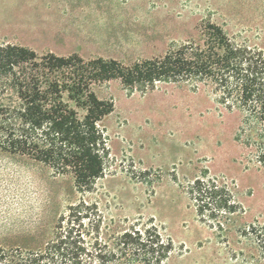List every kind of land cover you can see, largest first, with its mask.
I'll list each match as a JSON object with an SVG mask.
<instances>
[{"label": "rangeland", "instance_id": "rangeland-1", "mask_svg": "<svg viewBox=\"0 0 264 264\" xmlns=\"http://www.w3.org/2000/svg\"><path fill=\"white\" fill-rule=\"evenodd\" d=\"M206 21L264 48V0H0V45L130 64L196 38ZM96 93L114 105L101 123L106 175L89 196L104 216L153 218L175 246L165 264H264L254 237L243 235L249 225L264 226V168L234 140L241 114L219 105L209 89L186 85L127 96L110 81ZM204 172L242 208L222 231L199 222L185 192ZM75 199L69 176L0 153V244L46 240Z\"/></svg>", "mask_w": 264, "mask_h": 264}, {"label": "trees", "instance_id": "trees-1", "mask_svg": "<svg viewBox=\"0 0 264 264\" xmlns=\"http://www.w3.org/2000/svg\"><path fill=\"white\" fill-rule=\"evenodd\" d=\"M110 81H119L127 96L159 84L209 89L219 105L241 114L234 140L264 168V48L229 35L222 25L203 22L196 38L130 64L0 45V153L69 176L76 195L46 240L25 247L0 244V264H165L175 251L153 218H107L89 197L106 175L110 154L101 123L114 105L96 93ZM185 192L199 222L218 231L242 212L231 191L207 172ZM243 235L254 237L264 259V226L249 225Z\"/></svg>", "mask_w": 264, "mask_h": 264}, {"label": "crops", "instance_id": "crops-1", "mask_svg": "<svg viewBox=\"0 0 264 264\" xmlns=\"http://www.w3.org/2000/svg\"><path fill=\"white\" fill-rule=\"evenodd\" d=\"M127 95V94H126Z\"/></svg>", "mask_w": 264, "mask_h": 264}]
</instances>
